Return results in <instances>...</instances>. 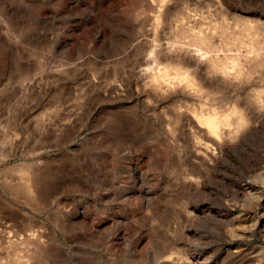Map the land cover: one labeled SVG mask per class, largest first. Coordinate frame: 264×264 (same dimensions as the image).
I'll return each instance as SVG.
<instances>
[{"label":"rangeland","instance_id":"obj_1","mask_svg":"<svg viewBox=\"0 0 264 264\" xmlns=\"http://www.w3.org/2000/svg\"><path fill=\"white\" fill-rule=\"evenodd\" d=\"M263 48L264 0H0V264H264Z\"/></svg>","mask_w":264,"mask_h":264},{"label":"bare ground","instance_id":"obj_2","mask_svg":"<svg viewBox=\"0 0 264 264\" xmlns=\"http://www.w3.org/2000/svg\"><path fill=\"white\" fill-rule=\"evenodd\" d=\"M184 17H185V16H184ZM153 22H154V21H153ZM180 25H181V24H179V26H180ZM244 29H245V28H244ZM247 29H248V28H247ZM179 31H180V30H179ZM237 33H238V32H237ZM188 34H189V33H188ZM253 35H254V34H253ZM191 36H193V35H191ZM195 37H196V39H195ZM195 37H194L195 40H198L199 38H201V37H199L198 34H196ZM197 37H198V38H197ZM202 38H203V37H202ZM205 38H206V37H205ZM249 38H250V37H249ZM192 39H193V37H192ZM195 40H194V43H197V42L199 41L198 43H199V44H202V43H200V40H198L197 42H196ZM246 40H247V39H246ZM256 40H257V39H256ZM201 42H203V41H201ZM198 43H197V44H198ZM232 43H234V42H232ZM253 43H254V42H253ZM176 44H177V43H176ZM234 45H235V44H234ZM240 45H241V44H240ZM249 45H250V44H249ZM201 46H202V45H201ZM201 46L199 45V47H201ZM232 46H233V45H232ZM235 46H236V45H235ZM252 46H253V45H252ZM261 47H262V46H261ZM244 48H245V47H244ZM250 48H251V50H252V48H254V46H253V47L250 46ZM235 49H236V48H235ZM247 49H249V48H247ZM256 49H258V48L255 47V48L253 49V51L255 52ZM195 50H197V49H195ZM200 50H201V49H200ZM204 50H205V49H204ZM237 50H238V49H237ZM240 50H241V49H240ZM258 50L260 51L261 49H258ZM263 50H264V48L262 49V51H263ZM188 51H189V50H188ZM191 51H194V50L191 49ZM197 51H198V50H197ZM243 51H244V50H243ZM245 51H246V50H245ZM247 51H248V50H247ZM247 51H246V52H247ZM249 51H250V49H249ZM164 52H165V51H164ZM182 52H183V51H182ZM194 53H196V52H194ZM200 53H201V52H200ZM240 53H241V52H240ZM240 53H239V54H240ZM242 53H243V52H242ZM250 53H252V52H249V54H250ZM259 53H260V52H259ZM259 53H257V54H259ZM204 54H205V53H204ZM260 54H261V53H260ZM260 54H259V55H260ZM262 54H264V52H262ZM225 55H226V54H225ZM225 55H224V56H225ZM247 55H248V53H247ZM253 55H254V54H253ZM255 55H256V54H255ZM194 56H195V55H194ZM197 56H198V55H197ZM202 56H203V55H202ZM199 57H200V56H199ZM199 57H197V58H199ZM206 57H207V56H206ZM227 57H229V56H227ZM249 57L251 58L250 55H249ZM249 57L246 58L247 61H246L245 59L243 60L244 64H245V62H248ZM260 57H261V55H260ZM197 58H196V59H197ZM210 58H211V57H210ZM225 58H226V57H225ZM235 58H236V57H235ZM252 58H253V57H252ZM255 58H256V57H255ZM261 58H263V56H262ZM200 59H201V58H200ZM240 59H241V58H240ZM258 59H259V56H258ZM197 60H198V59H197ZM206 60H207V59H206ZM214 60H216V59H214ZM227 60H228V59H227ZM253 60H256V59H253ZM262 60H263V59H262ZM211 61H212V60H210V63H211ZM221 61H222V60H221ZM223 61H224V60H223ZM251 61H252V60L249 59V62H251ZM259 61H260V60H259ZM212 62H214V61H212ZM249 62H248V63H249ZM252 62H253L254 64L256 63V61H255V62L252 61ZM252 62H251V64H252ZM260 62H262V61H260ZM260 62H259V63H260ZM257 63H258V62H257ZM257 63H256L255 65H258ZM211 64H212V63H211ZM216 64H217V63H216ZM216 64L214 63V64H212V65H214V67H216V66H215ZM225 64H226V63H225ZM227 64H228V63H227ZM207 65H209V64H207ZM212 65H211L210 67H212V71H213L215 68H214ZM218 65H220V67H221L220 62L217 64V67L219 68ZM233 65H234V64H233ZM241 65H242V64H241ZM245 65H246V64H245ZM259 65H260V64H259ZM229 66H230V65H229ZM236 66H237V65H236ZM208 67H209V66H207V68H208ZM217 67H216V71H215V72L218 71V68H217ZM228 68H229V67H228ZM219 69H220V68H219ZM208 70H210V68H209ZM235 70H236V69H235ZM235 70H234V71H235ZM223 71H224V70H223ZM238 71L241 73V70H240V69H239ZM162 72H163V71H162ZM180 72H181V71H180ZM226 72H227V71H224V77H225V75H226ZM228 72H229V71H228ZM142 73H143V72H142ZM158 73H159V72H158ZM160 73H161V72H160ZM230 73H231V72H230ZM232 73H233V72H232ZM232 73H231V74H232ZM220 74H221V72H220ZM160 75H162V74H160ZM160 75H158V77H160ZM169 75H170V74H169ZM229 75H230V74H229ZM234 75H235V74H234ZM147 76H148V75H147ZM155 76H157V75L155 74ZM162 76H163L162 78H165L164 75H162ZM165 76H168V75L165 74ZM170 76H171V75H170ZM231 76H232V75H231ZM238 76H239V78H241L240 75H238ZM238 76H236V78H237ZM168 77H169V76H168ZM168 77H167V78H168ZM183 77H184V76H183ZM220 77H222V76L220 75ZM224 77H223V78H224ZM226 77H227V76H226ZM226 77H225V78H226ZM234 77H235V76H234ZM234 77H233V78H234ZM146 78H147V77H146ZM156 78H157V77H156ZM229 78H230V77H229ZM150 79H151V78H150ZM152 79H153V76H152ZM157 79H158V78H157ZM237 79H238V78H237ZM166 80H167V79H166ZM169 80H170V81H168V83H169L168 85H170V82H173L170 78H169ZM174 80L177 81L176 79H174ZM227 80H228V79H227ZM155 81H157V80H155ZM160 81H162V82H161V83L159 82L158 85H160V84L163 83V85L165 86V85L167 84V83H165L163 80H160ZM178 82H179V81H178ZM150 83H152V81H151ZM164 83H165V84H164ZM184 83H185V82H184ZM186 83H187V82H186ZM152 84H153V83H152ZM176 84H178V83H176ZM182 84H183V83H182ZM182 84H181V85H182ZM160 86H161V85H160ZM166 86H167V85H166ZM179 86H180V85H179ZM184 86H185V85H184ZM189 86H190V85H189ZM185 87H186V86H185ZM169 88H170V87H169ZM166 89H168V88H166ZM189 89H190V88H189ZM160 90H161V89H160ZM171 90H172V89H171ZM181 90H182V89H181ZM186 91H187V90H186ZM186 91H185V92H186ZM193 91H194V90H193ZM199 91H200V90H199ZM162 93H165V92H162ZM189 93H190V92H189ZM157 94H159V92H158ZM160 94H161V93H160ZM196 96H197V95H196ZM198 96H199V95H198ZM202 97H203V96H202ZM204 97H205V96H204ZM204 97H203V98H204ZM193 98H194V97H193ZM198 98H199V97H198ZM207 98H208V97H207ZM159 99H160V98H159ZM181 105H182V104H181ZM255 105H256V104H255ZM193 110H194V109H193ZM173 112H174V111H173ZM198 113H199V112H198ZM212 113H213V112H212ZM237 116H238V115H237ZM202 117H203V115H202ZM202 117H200V118L202 119ZM215 117H216V116H215ZM244 117H245V116H244ZM203 118H205V116H204ZM238 118H239V117H238ZM238 118H237V119H238ZM214 119H215V118H214ZM237 119H236V120H237ZM206 120H207V119H206ZM219 120H221V119H219ZM203 121H204V120H203ZM203 121H202L201 123H203ZM204 122H205V121H204ZM222 122H223V121H222ZM226 122H227V121H226ZM234 122H235V120H234ZM232 123H233V122H232ZM236 123L238 124V126H241V124H242V119L239 118V119L237 120V122H235V126L237 125ZM206 124H209V125L212 124L211 126H212L214 129L216 128V126H215V122H214V124H213L210 120H207V121H206ZM216 124H217V123H216ZM197 125H198V124H197ZM202 125H204V124H202ZM220 125H221V124H220ZM222 125H223V124H222ZM231 125H232V127H233L234 124H231ZM243 125H244V124H243ZM243 125L241 126V128H240V127H238V128H239V129H242V128H243ZM217 126L219 127L218 124H217ZM192 127H193V126H192ZM208 127L210 128V126H208ZM212 127H211V128H212ZM244 127H245V126H244ZM234 128H236V127H234ZM216 129H217V130H216V133L220 131V128H219V129L216 128ZM223 130H226V129H223ZM236 130H237V128H236ZM213 131H214V130H213ZM213 131H211V132H213ZM242 131H243V130H242ZM244 131H245V130H244ZM211 132H210V133H211ZM223 132H224V131H223ZM216 133H215V134H216ZM220 133H221V132H220ZM217 134H218V133H217ZM239 134H240V133H239ZM218 135H219V134H218ZM229 135H230V134H229ZM220 136H221V135H220ZM220 139H222V138H220ZM225 140H226V139H225ZM201 145H202V144H201ZM200 147H201V146H200ZM196 148H197V147H196ZM196 148H195V149H196ZM200 150H201V149H200ZM203 152H204V151H203ZM205 153H206V152H205ZM197 156H198V155H197ZM172 159H173V158H172ZM171 161H172V160H171ZM169 170H170V169H169ZM24 193H25V192H24ZM27 201H28V200H27ZM23 238H24V237H23Z\"/></svg>","mask_w":264,"mask_h":264}]
</instances>
